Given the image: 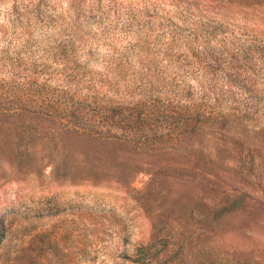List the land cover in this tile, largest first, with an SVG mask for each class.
Here are the masks:
<instances>
[{"label":"rangeland","instance_id":"1","mask_svg":"<svg viewBox=\"0 0 264 264\" xmlns=\"http://www.w3.org/2000/svg\"><path fill=\"white\" fill-rule=\"evenodd\" d=\"M0 264H264V0H0Z\"/></svg>","mask_w":264,"mask_h":264}]
</instances>
